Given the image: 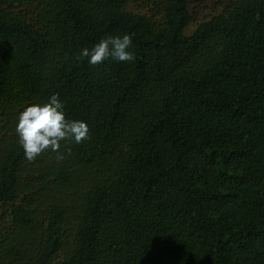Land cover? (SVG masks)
<instances>
[{
	"label": "trees",
	"instance_id": "trees-1",
	"mask_svg": "<svg viewBox=\"0 0 264 264\" xmlns=\"http://www.w3.org/2000/svg\"><path fill=\"white\" fill-rule=\"evenodd\" d=\"M192 2L0 0V264H264V0ZM53 93L89 138L29 161Z\"/></svg>",
	"mask_w": 264,
	"mask_h": 264
},
{
	"label": "clouds",
	"instance_id": "clouds-1",
	"mask_svg": "<svg viewBox=\"0 0 264 264\" xmlns=\"http://www.w3.org/2000/svg\"><path fill=\"white\" fill-rule=\"evenodd\" d=\"M131 45L130 34L108 36L91 49L82 48L78 59L87 58L91 65L108 58L118 62L133 61L134 54L129 51ZM63 108L58 94L53 93L46 102L29 104L19 112L15 131L27 160H34L46 150L59 154L62 141L81 143L89 138L88 125L83 120L67 119Z\"/></svg>",
	"mask_w": 264,
	"mask_h": 264
},
{
	"label": "rangeland",
	"instance_id": "rangeland-1",
	"mask_svg": "<svg viewBox=\"0 0 264 264\" xmlns=\"http://www.w3.org/2000/svg\"><path fill=\"white\" fill-rule=\"evenodd\" d=\"M136 7L132 6L133 9L139 10V7L135 4ZM191 11L194 17V20L190 26L193 28L197 25L199 21H202L211 15L217 13L219 9L216 7L215 0H193L191 4Z\"/></svg>",
	"mask_w": 264,
	"mask_h": 264
}]
</instances>
